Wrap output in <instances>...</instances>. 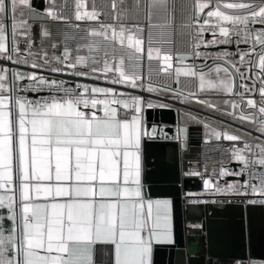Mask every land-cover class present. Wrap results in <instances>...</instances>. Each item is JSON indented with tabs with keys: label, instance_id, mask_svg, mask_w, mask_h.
I'll list each match as a JSON object with an SVG mask.
<instances>
[{
	"label": "snow or ice",
	"instance_id": "obj_1",
	"mask_svg": "<svg viewBox=\"0 0 264 264\" xmlns=\"http://www.w3.org/2000/svg\"><path fill=\"white\" fill-rule=\"evenodd\" d=\"M69 7L0 0V264H157L179 242L181 200L264 208V0ZM141 10L143 22L130 19ZM145 58L171 82L145 76ZM176 102L230 122L185 111L169 136L149 110ZM192 125L204 129V162L177 180L198 177L200 190H150L146 145L184 149ZM209 151L221 157L211 168ZM259 255L249 244L218 264H264Z\"/></svg>",
	"mask_w": 264,
	"mask_h": 264
},
{
	"label": "crops",
	"instance_id": "obj_2",
	"mask_svg": "<svg viewBox=\"0 0 264 264\" xmlns=\"http://www.w3.org/2000/svg\"><path fill=\"white\" fill-rule=\"evenodd\" d=\"M110 0H95L98 7H105ZM134 0H127L131 5ZM69 9L68 15H71V5L73 0H68ZM130 19H137L143 22L144 12H130ZM62 26H55V28ZM157 31L153 32V39H160ZM151 70L152 79L160 83H170L168 77L160 72V65L155 60L151 63L145 58L144 72L147 76ZM90 82V81H89ZM181 87L187 90L195 88V82L182 80ZM173 87L175 85L173 84ZM157 99L156 95L152 96ZM162 99V97H160ZM170 102V101H165ZM173 114L178 119H183L185 111L198 113L201 116L208 117L214 121L223 120L229 123V119L221 117L218 113H213L210 110H205L199 104L183 105L179 102L173 104L171 108ZM178 109L180 111H178ZM192 138L189 145L180 149L176 141H151L145 147V169L146 175L149 177L145 183L149 185L150 190L154 191H175L178 183L184 184L185 191H199L201 181L198 177L184 178L177 180L181 169L187 171L189 167L201 162V142L203 141V126L192 125ZM235 168V164H231ZM227 179H231L228 177ZM176 218V226L178 230V243L175 248L161 247L157 252V264H208V258H211L210 253L215 254V257L220 262L230 258L234 253L247 252L249 244L251 251L257 254L264 253V208L259 206H249L247 210L237 204H200L195 210H190L180 201V207L174 209ZM242 219L244 226L242 227ZM206 220L211 222L215 228V235L210 240L205 237V232L202 228L189 229V225L199 224ZM201 230V232L199 231ZM212 246L213 252L209 250ZM209 250L210 253H206Z\"/></svg>",
	"mask_w": 264,
	"mask_h": 264
},
{
	"label": "water",
	"instance_id": "obj_3",
	"mask_svg": "<svg viewBox=\"0 0 264 264\" xmlns=\"http://www.w3.org/2000/svg\"><path fill=\"white\" fill-rule=\"evenodd\" d=\"M149 119L150 121L155 122L156 124L167 126L164 128L165 132H168L169 136L173 134L175 131V125L178 121V118L173 114L172 110H169L167 108H155L149 110ZM171 129V131H169ZM158 141V140H154ZM163 141V139H161ZM166 141V140H165ZM167 141H173V140H167ZM215 228L211 224V222L204 220L202 222V231L205 232V237L210 240L215 235ZM201 232V230H199ZM210 246V245H209ZM209 250L213 252L212 246H210ZM209 250H206V253H210ZM211 258H208V264H218L220 262L219 258L217 259L215 257V254L210 253Z\"/></svg>",
	"mask_w": 264,
	"mask_h": 264
},
{
	"label": "built area",
	"instance_id": "obj_4",
	"mask_svg": "<svg viewBox=\"0 0 264 264\" xmlns=\"http://www.w3.org/2000/svg\"><path fill=\"white\" fill-rule=\"evenodd\" d=\"M230 142H227V141H222V145L224 147H227V145L229 144ZM201 164L204 162V141L201 142ZM221 157H220V153L219 152H212V151H209L208 152V164H209V168H211V165L213 163V161H217L219 160ZM232 164H235L236 167H238V164L237 162H232ZM200 180V178H199ZM201 181V180H200Z\"/></svg>",
	"mask_w": 264,
	"mask_h": 264
}]
</instances>
